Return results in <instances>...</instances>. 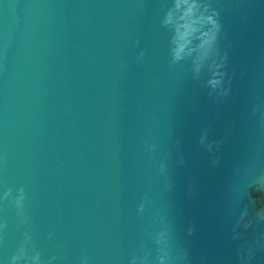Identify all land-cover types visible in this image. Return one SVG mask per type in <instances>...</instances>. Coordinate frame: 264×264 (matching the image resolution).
I'll list each match as a JSON object with an SVG mask.
<instances>
[{
	"label": "water",
	"instance_id": "95a60500",
	"mask_svg": "<svg viewBox=\"0 0 264 264\" xmlns=\"http://www.w3.org/2000/svg\"><path fill=\"white\" fill-rule=\"evenodd\" d=\"M211 2L224 99L207 67L170 66V0H0V264L23 239L3 201L21 186L44 264H128L145 228L159 230L155 211L190 264H241V245L264 244V201L250 216L243 206L264 183V0ZM252 264H264L259 246Z\"/></svg>",
	"mask_w": 264,
	"mask_h": 264
},
{
	"label": "clouds",
	"instance_id": "9594fccd",
	"mask_svg": "<svg viewBox=\"0 0 264 264\" xmlns=\"http://www.w3.org/2000/svg\"><path fill=\"white\" fill-rule=\"evenodd\" d=\"M221 11L215 9L211 0H170V6L165 12L162 26L170 35L169 41V62L171 67L181 63H190L197 77L206 67L211 72V79L208 81L213 90H219V98H227L231 93V78L229 77L228 53L222 51L221 37L223 26L221 23ZM139 46L140 41H136ZM145 53L141 51L137 56V63H142ZM179 143V142H177ZM222 143V142H221ZM147 151V149H146ZM183 163V160L180 161ZM219 164V159L213 161ZM164 173H167V166H164ZM264 179V172L260 173ZM173 188L172 181L166 184V191ZM27 194L23 186L18 194L13 195L9 189L3 194V201L10 203L16 211L17 228L24 229L23 239L14 254L8 259L7 264H44L43 253L37 247L33 235L32 220L27 212ZM244 203V215L250 216V211L255 208L258 200L264 201V183L253 181L249 184ZM154 207L151 195H145L140 201L137 214L144 217L145 213ZM254 217L264 219V206L260 207ZM152 224L159 225V230L153 231L151 227L145 228L142 239L136 251L132 254L128 264H190L189 253L183 248H176L173 245L172 229L168 225L167 216H161L155 211L150 217ZM254 223L253 219L237 227L248 230ZM8 223L5 220L0 223V233H6ZM235 233V230H234ZM192 230L189 229V235ZM53 234H49V239ZM234 239L239 240L241 233H235ZM3 239L0 238V244ZM257 246L264 250V244L259 240L255 245L243 244L240 249L241 264H252L257 252ZM155 252V256H154ZM57 256L50 257L48 264H53ZM80 264H89V257L81 256Z\"/></svg>",
	"mask_w": 264,
	"mask_h": 264
}]
</instances>
